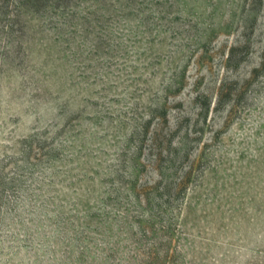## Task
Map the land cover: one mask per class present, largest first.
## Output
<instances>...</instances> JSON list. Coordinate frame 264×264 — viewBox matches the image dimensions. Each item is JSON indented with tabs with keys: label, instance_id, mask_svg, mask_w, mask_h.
I'll list each match as a JSON object with an SVG mask.
<instances>
[{
	"label": "rangeland",
	"instance_id": "rangeland-1",
	"mask_svg": "<svg viewBox=\"0 0 264 264\" xmlns=\"http://www.w3.org/2000/svg\"><path fill=\"white\" fill-rule=\"evenodd\" d=\"M37 2L0 10V264H264V0Z\"/></svg>",
	"mask_w": 264,
	"mask_h": 264
},
{
	"label": "trees",
	"instance_id": "trees-1",
	"mask_svg": "<svg viewBox=\"0 0 264 264\" xmlns=\"http://www.w3.org/2000/svg\"><path fill=\"white\" fill-rule=\"evenodd\" d=\"M12 1L14 0H0V10H9L8 8H10V6L12 7ZM16 1V4L17 6H24L25 7V4L26 5H29L30 8L32 9H38V4L39 2H37V0H15ZM13 10H15V7H13Z\"/></svg>",
	"mask_w": 264,
	"mask_h": 264
}]
</instances>
